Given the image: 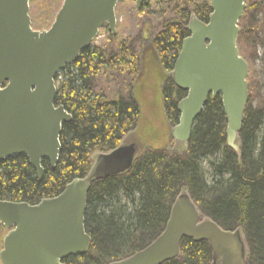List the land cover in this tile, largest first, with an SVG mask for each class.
I'll use <instances>...</instances> for the list:
<instances>
[{
	"label": "trees",
	"instance_id": "obj_1",
	"mask_svg": "<svg viewBox=\"0 0 264 264\" xmlns=\"http://www.w3.org/2000/svg\"><path fill=\"white\" fill-rule=\"evenodd\" d=\"M136 10L137 15H148L162 23L150 45L151 59L159 68L153 66L149 73L156 74L154 83L160 86L157 90L161 95L157 110L161 109L168 126L154 128L141 118V107L131 94L130 83L126 93L115 97L99 89V79L110 82L116 75H128L134 84L139 76L135 48L104 28L106 42L82 51L55 78L54 104L63 106L72 117L62 126L55 168L43 160L44 174L39 181L26 156L0 162V200L37 205L43 199L57 197L72 180L87 175L94 154L114 150L131 132L141 137L146 150L126 174L92 185L84 215L91 246L86 255L74 258L72 263L66 260V264H109L140 251L163 232L173 202L183 191L220 228L242 231L248 247L247 264H264L262 109L252 108L249 97L239 135V157L226 146L227 123L219 96L207 99L184 149L174 147L170 138V129L179 120L177 104L186 93L174 87L169 73L182 41L189 36L191 15L208 23L210 0H150ZM239 29L237 46L248 64L255 48L261 47L264 55V0L247 1ZM140 56L143 59L145 54ZM203 162L208 171H204ZM5 233L0 225V249ZM211 261L207 243L184 239L180 257L165 264Z\"/></svg>",
	"mask_w": 264,
	"mask_h": 264
},
{
	"label": "water",
	"instance_id": "obj_2",
	"mask_svg": "<svg viewBox=\"0 0 264 264\" xmlns=\"http://www.w3.org/2000/svg\"><path fill=\"white\" fill-rule=\"evenodd\" d=\"M33 0H0V162L26 156L40 181L41 165L55 168L62 126L72 121L55 106L56 75L89 48L106 26L114 35L115 9L126 0H63L49 29L31 26ZM137 8L150 0H133ZM247 0H210L208 23L191 15L170 79L186 93L177 104L178 124L170 137L187 144L207 99L220 97L227 127L226 146L240 155L239 135L249 101L248 64L237 46ZM138 140L123 139L114 150L92 156L83 178L72 180L57 197L37 205L0 200V225L7 230L1 264H63L85 255L91 238L84 229L87 195L95 182L126 174L143 154ZM205 242L212 264H247L240 229L224 230L205 217L191 196L173 202L163 232L140 251L109 264H165L180 257L182 240Z\"/></svg>",
	"mask_w": 264,
	"mask_h": 264
},
{
	"label": "rangeland",
	"instance_id": "obj_3",
	"mask_svg": "<svg viewBox=\"0 0 264 264\" xmlns=\"http://www.w3.org/2000/svg\"><path fill=\"white\" fill-rule=\"evenodd\" d=\"M62 2L63 0H34L31 2L29 16L33 29L36 31L47 30L52 24L54 16L60 9ZM115 13L117 16L116 34L118 38L126 40L127 44L132 45L136 50V54L139 56V65L137 68L139 76L134 84L128 75H123L122 77H117L116 75L110 79V82L109 80L106 81V79H99V89L105 90L107 95L115 97L117 94L126 93L131 87L130 91L133 92L131 94L136 96L141 107V118L146 119V122L150 126L153 125L154 128H166L168 125L163 118L162 111L161 109L159 111L157 110L161 99V95L157 90L160 86L154 83L156 81L153 76H156V74L149 73V68H153V66L159 68L158 65L154 64L156 61L151 59L153 51L150 45L153 37L162 28V23L148 15H137L134 2L131 0L119 4ZM105 37L106 32H104V29H100L93 42L94 45L101 46L106 39ZM140 53L145 54L143 59ZM253 55L254 58L248 63L247 79L250 88L249 91H251V94H249L250 105L252 108H261L264 112V55L261 47L255 48V54ZM129 83L131 84L130 87H128ZM143 119L141 123H143ZM140 131H143L142 128H140ZM145 133L146 135L148 134L147 131ZM140 134L142 133L140 132ZM126 138L129 140H138L143 143L141 137L138 138L135 133L130 132L124 139ZM173 144L179 150L185 148L183 147L185 144H176L174 141ZM142 145L146 148L144 144ZM203 168L204 171H208V167L204 162ZM210 264H212V261Z\"/></svg>",
	"mask_w": 264,
	"mask_h": 264
},
{
	"label": "flooded vegetation",
	"instance_id": "obj_4",
	"mask_svg": "<svg viewBox=\"0 0 264 264\" xmlns=\"http://www.w3.org/2000/svg\"><path fill=\"white\" fill-rule=\"evenodd\" d=\"M126 1H127V0H126ZM131 1H133V0H131ZM124 2H125V1H124ZM124 2H123V3H124ZM133 2H134V1H133ZM62 3H63V2H62ZM121 4H122V3H121ZM118 5H119V4H118ZM118 5H117V6H118ZM134 5H135V2H134ZM117 6H116V8H117ZM135 7H136V6H135ZM60 8H61V6H60ZM140 8H141V6H140ZM140 8H137V9H140ZM115 10H116V9H115ZM58 11H59V10H58ZM58 11H57V13H58ZM57 13H56V14H57ZM56 14H55V16H54V19H55V17H56ZM192 15H194V14H192ZM115 17H116V26H117V16H116V13H115ZM53 21H54V20H53ZM52 23H53V22H52ZM51 25H52V24H51ZM51 25H50V26H51ZM31 26H32V24H31ZM32 28H33V27H32ZM49 28H50V27H49ZM49 28H48V29H49ZM104 28H107V27L104 26L103 29H104ZM108 31H109V30H108ZM110 34H111V33H110ZM111 35H112V34H111ZM113 36H114V35H113ZM94 40H95V39H94ZM94 40H93V42H94ZM87 49H88V48H87ZM80 54H81V53H80ZM72 64H73V63H72ZM68 65H71V64H68ZM68 65H66L65 68H66ZM65 68H64V69H65ZM64 69H63V70H64ZM59 73H60V72H59ZM59 73H58V74H59ZM58 74H57V75H58ZM57 75H56V76H57ZM145 150H146V148L144 149L143 153L145 152ZM142 155H143V154H142ZM7 233H8V232L6 231L5 235H6ZM5 235H4V236H5ZM87 235H88V234H87ZM4 236H3V238H4ZM3 238H2V240H3ZM1 248H2V242H1ZM0 250H1V249H0ZM88 251H89V250H88ZM87 253H88V252H87ZM87 253H86V254H87ZM86 254H85V255H86ZM83 256H84V255H81V256H69V257H67L66 259H64L62 263H63V264H66V263H65L66 260H70V261H71V260H73L74 258H81V257H83ZM71 263H72V261H71ZM71 263H70V264H71ZM0 264H1V263H0Z\"/></svg>",
	"mask_w": 264,
	"mask_h": 264
}]
</instances>
